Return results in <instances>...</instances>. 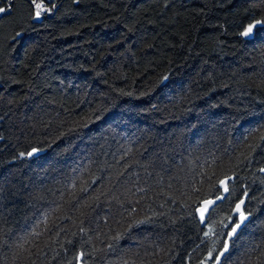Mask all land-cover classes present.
I'll return each instance as SVG.
<instances>
[{
	"label": "trees",
	"instance_id": "1",
	"mask_svg": "<svg viewBox=\"0 0 264 264\" xmlns=\"http://www.w3.org/2000/svg\"><path fill=\"white\" fill-rule=\"evenodd\" d=\"M43 2L0 0V264H214L243 197L264 264V0Z\"/></svg>",
	"mask_w": 264,
	"mask_h": 264
},
{
	"label": "snow or ice",
	"instance_id": "2",
	"mask_svg": "<svg viewBox=\"0 0 264 264\" xmlns=\"http://www.w3.org/2000/svg\"><path fill=\"white\" fill-rule=\"evenodd\" d=\"M32 4L34 5V9H35V17H36L37 19L40 18L42 12H45V11L48 10V9H46V8L44 7V2H43V0H39V2H38V0H32ZM5 11H6L5 8L0 7V13H4ZM256 23L259 24V23H262V21H257ZM255 27H256L255 24H250V25H249V26H248V27H247V28L241 33V35H243V36H248V35H250ZM21 155H23V153H22ZM29 155H31V153H29ZM261 171H264V168H262ZM229 179H231V177H230ZM221 184L224 185V192L227 193V192L229 191V189H228V187H227V180H225V181H221ZM216 199H217V200H223L224 197L218 195V196L216 197ZM215 203H216V201H215V200H211V199L204 200V201L202 202V205L197 209V210L199 211V213H200V220H201V222H204V221H205V214L208 212L209 208H210L212 205H214ZM242 203H243V201L240 202V204H242ZM240 204H237V205H236V211L240 213V222H239V223H236V224L232 227L230 233L228 234V239L225 240V242H224V244H223L221 250L217 253V255H216L215 257H213L212 252H209V254H208V259H209V260H213V261H214V264H221V257H224L225 253L228 252L229 241L231 240V237H232L233 235H235L236 230L240 228V226H241V224L243 223V221L247 218V217L244 215V213L241 211V209H240ZM205 235H208V233H205ZM213 250H214V249H213ZM82 255H83V254H81V258H82Z\"/></svg>",
	"mask_w": 264,
	"mask_h": 264
},
{
	"label": "water",
	"instance_id": "3",
	"mask_svg": "<svg viewBox=\"0 0 264 264\" xmlns=\"http://www.w3.org/2000/svg\"><path fill=\"white\" fill-rule=\"evenodd\" d=\"M34 21H38L36 17L34 18ZM256 26H257V24H256ZM253 30H254V29H253ZM252 34H253V31H252V33H251L250 35H248V36H243V35H242V37L245 38V39H249V38L252 36ZM261 173L264 174V171H261ZM229 178H230V177H229ZM229 178H225V179H223L222 181L227 180V184H228V182H229L230 180H232V177H231V179H229ZM220 185H221V189H222V194H221L220 196H223L224 199H225V197L227 196V193L224 192V185L221 184V183H220ZM210 199H211V200H215L216 203H215L214 205H212V206L209 208L208 212L205 214V221H204V222H201V220H200V213H199V211L197 210V209L202 205V202H203V201L199 204V206H198V207L196 208V210H195V213H196L197 219H198V221L200 222L201 225H205L206 218L208 217V215H209V213L212 211V209L215 208L219 203H221V202L224 200V199H223V200H217L216 197H215V198H210ZM206 200H208V199H206ZM241 201H243L242 204H240ZM237 204H240V209H241V211L244 213V215H245L247 218L243 221V223L241 224L240 228L236 230L235 235H233V236L231 237V240L229 241V247H230V242L236 237V235L239 233V231L241 230V228H242V227L247 223V221L249 220V215L246 214V213L244 212L245 197H243L239 202H237V203L235 204V206H234V208H233V215L236 217V222H235V224L240 222V213L236 211V205H237ZM235 224H234V225H235ZM234 225H233V226H234ZM233 226H232V227H233ZM232 227H231V228L229 229V231L227 232L226 237H225V240L228 239V234L230 233ZM225 240H224V242H225ZM223 244H224V243H223ZM228 251H229V248H228ZM227 253H228V252H226L225 255H226ZM225 255H224V257H225ZM224 257H221V262H222V260H223Z\"/></svg>",
	"mask_w": 264,
	"mask_h": 264
},
{
	"label": "rangeland",
	"instance_id": "4",
	"mask_svg": "<svg viewBox=\"0 0 264 264\" xmlns=\"http://www.w3.org/2000/svg\"><path fill=\"white\" fill-rule=\"evenodd\" d=\"M46 2H52V1H54V0H45Z\"/></svg>",
	"mask_w": 264,
	"mask_h": 264
}]
</instances>
